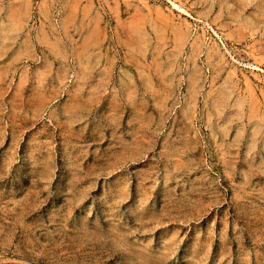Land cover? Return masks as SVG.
Listing matches in <instances>:
<instances>
[{
	"label": "rangeland",
	"instance_id": "374dc122",
	"mask_svg": "<svg viewBox=\"0 0 264 264\" xmlns=\"http://www.w3.org/2000/svg\"><path fill=\"white\" fill-rule=\"evenodd\" d=\"M0 264H264V0H0Z\"/></svg>",
	"mask_w": 264,
	"mask_h": 264
},
{
	"label": "bare ground",
	"instance_id": "6f19581e",
	"mask_svg": "<svg viewBox=\"0 0 264 264\" xmlns=\"http://www.w3.org/2000/svg\"><path fill=\"white\" fill-rule=\"evenodd\" d=\"M180 38V37H179Z\"/></svg>",
	"mask_w": 264,
	"mask_h": 264
}]
</instances>
